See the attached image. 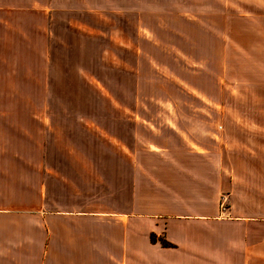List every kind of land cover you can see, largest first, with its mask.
<instances>
[{"label": "rangeland", "instance_id": "374dc122", "mask_svg": "<svg viewBox=\"0 0 264 264\" xmlns=\"http://www.w3.org/2000/svg\"><path fill=\"white\" fill-rule=\"evenodd\" d=\"M234 1L0 0V210L109 204L138 168L145 190L180 118L245 149L234 125H264V0Z\"/></svg>", "mask_w": 264, "mask_h": 264}, {"label": "crops", "instance_id": "0c3cea01", "mask_svg": "<svg viewBox=\"0 0 264 264\" xmlns=\"http://www.w3.org/2000/svg\"><path fill=\"white\" fill-rule=\"evenodd\" d=\"M187 127L173 120L164 151L146 154L162 163L147 168L161 179L145 190L138 168L109 204L73 193L63 207L0 210V264H264V125H234L241 150L215 130L206 146Z\"/></svg>", "mask_w": 264, "mask_h": 264}, {"label": "trees", "instance_id": "16d2710c", "mask_svg": "<svg viewBox=\"0 0 264 264\" xmlns=\"http://www.w3.org/2000/svg\"><path fill=\"white\" fill-rule=\"evenodd\" d=\"M151 239H154V236H152ZM160 243H161L163 246H168V245H169V244H168L165 240H163V239L160 240Z\"/></svg>", "mask_w": 264, "mask_h": 264}]
</instances>
